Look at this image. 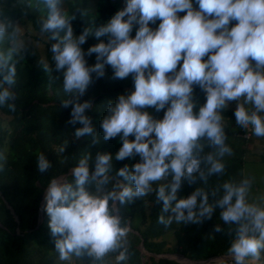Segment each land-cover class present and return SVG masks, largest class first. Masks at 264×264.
<instances>
[{
  "label": "clouds",
  "instance_id": "1",
  "mask_svg": "<svg viewBox=\"0 0 264 264\" xmlns=\"http://www.w3.org/2000/svg\"><path fill=\"white\" fill-rule=\"evenodd\" d=\"M24 3L41 13L39 34L52 42V63H40L49 78L62 79L68 98L60 107H71L68 124L82 125L75 138L89 136L98 145L102 135L103 141L119 137L122 143L115 155L97 153L94 167L92 154H81L71 179L52 178L44 189L41 210L49 218L59 260L105 264L110 255L125 260L130 228L119 205L150 194L165 228L200 225L219 210L221 223L214 231L231 237L227 251L232 264L264 256V200H250L252 181L207 187L209 178L223 176L224 158L233 154L223 116L232 102L236 124L264 138V0H124L106 23H93L79 36L73 21L77 12L87 16V10L69 13L64 0ZM93 34L107 42L85 51L82 46ZM25 46L20 27L0 11V107L12 112L17 110V65ZM93 54L96 63L89 65L86 57ZM108 66L114 80L131 76L135 90L108 104L97 135L86 114L93 101L81 102V97ZM196 87L206 96L203 104ZM152 110L164 111L163 118H155ZM136 157L140 162L113 174L115 161ZM52 167L38 153V172ZM201 184L178 198L184 185Z\"/></svg>",
  "mask_w": 264,
  "mask_h": 264
},
{
  "label": "trees",
  "instance_id": "2",
  "mask_svg": "<svg viewBox=\"0 0 264 264\" xmlns=\"http://www.w3.org/2000/svg\"><path fill=\"white\" fill-rule=\"evenodd\" d=\"M0 7V11L8 12L10 19L15 22H27L36 35L39 34L37 20L41 13L25 7L24 0ZM35 3V0H33ZM124 6V0H96L92 9L89 0H64V9L72 13L81 8L88 11L87 16L76 13L73 21L74 32L79 36L82 30L93 23L98 27L106 23L117 11ZM186 13H181L184 15ZM236 22H233L235 24ZM156 25H151L153 28ZM44 45L43 61L52 63L50 45L47 36L39 37ZM132 36H135V29ZM100 42H107L106 37L99 40L94 34L82 46L85 51ZM4 46H7L5 43ZM19 59V58H18ZM89 65L96 63V55L86 57ZM16 91L18 94L17 110L10 111L7 106L0 107V264H70L59 262L55 252L54 238L48 227L49 218L41 210V220L38 223L39 207L43 191L52 178L65 175L70 168L77 165L79 157L85 152L92 154L90 162L94 167L97 153H111L115 155L122 143L120 138L103 141L94 145L91 137L85 136L77 140L75 130L82 125L72 126L67 123L71 118V107L61 108L60 102L68 98L63 92L62 79H51L42 69L41 63H32V59H20ZM55 75V74H53ZM110 66L106 67L103 78L90 86L81 102L92 100L93 108L86 114L92 119L95 133L102 132L100 127L105 111L110 102H114L119 95L134 91V82L131 78L114 80ZM196 98L201 104L206 102L204 92L195 88ZM235 106H229L223 113L225 132L228 136L227 144L233 154L224 158L226 165L223 176L209 178V188L222 184L225 181L243 180V166L247 152V138L243 136V129L235 120ZM166 111V109L164 110ZM164 111L152 113L155 118L162 119ZM134 139V137H130ZM264 139V138H263ZM66 148L62 152V148ZM43 152L53 163L52 169L40 174L37 168V155ZM261 160L264 161V143ZM140 158L126 159L114 162V172L125 165H134ZM66 178L71 179L69 176ZM201 185H184L178 193V198L190 195L196 187ZM44 203V202H43ZM120 214L126 218L130 228L128 240V255L123 261L111 255L114 264H181L173 259L156 258L152 255L141 254L138 245L142 241L144 249L150 253H179L193 260H203L214 256L228 254L231 237L225 233H216L215 226L219 221V210L211 220L200 225H182L173 223L165 228L158 223L160 206L155 203V195L150 194L139 198L133 204L119 205ZM170 214V213H169ZM223 226V225H222ZM172 233L176 245L169 247L165 236ZM75 264L81 261L73 259ZM264 264V256L260 258ZM105 264H109L107 258Z\"/></svg>",
  "mask_w": 264,
  "mask_h": 264
},
{
  "label": "rangeland",
  "instance_id": "3",
  "mask_svg": "<svg viewBox=\"0 0 264 264\" xmlns=\"http://www.w3.org/2000/svg\"><path fill=\"white\" fill-rule=\"evenodd\" d=\"M9 3L15 2L11 0H0V7ZM95 3L96 0H89V4L92 9L94 8ZM13 23L20 27V38L24 43H26V46L21 53V56L25 57L26 59H32V63H40V61L44 58V45L39 39L36 38L38 35H36L35 32L32 31V27L27 22L19 23L18 21H15ZM38 37L40 38L41 36ZM40 39L42 40L43 38ZM235 105V102H232L230 104V106ZM247 139L248 150L245 154V162L243 166V179H250L252 181L250 200H264V161L261 160L264 139L256 137L253 134H251V136ZM165 238L169 247H173L176 245L172 233H167ZM108 258L109 264H114L116 262V259H114L111 255ZM60 261L61 260H59V262ZM64 262L75 264L73 260ZM248 264H261V261L260 259H249Z\"/></svg>",
  "mask_w": 264,
  "mask_h": 264
},
{
  "label": "water",
  "instance_id": "4",
  "mask_svg": "<svg viewBox=\"0 0 264 264\" xmlns=\"http://www.w3.org/2000/svg\"><path fill=\"white\" fill-rule=\"evenodd\" d=\"M71 169L72 168H70L65 175H60L57 178H59V177H66L70 173V170ZM43 202H44V199H43V196H42L41 203H40V207H39L38 223L41 220V208H42ZM138 248H139L141 254H145L147 256L152 255V256H154L156 258L164 257V258H168V259H173V260H175V261H177V262H179L181 264H203L205 262L209 263V262H211L213 260H217L218 261L220 259H225L226 257H228V255H219V256H214V257H211V258L203 259V260H193V259L187 258V257H185V256H183L182 254H179V253L154 254V253H150V252H148V251H146L144 249V246H143L142 241L138 245ZM180 259H185L186 261L185 262H182Z\"/></svg>",
  "mask_w": 264,
  "mask_h": 264
},
{
  "label": "built area",
  "instance_id": "5",
  "mask_svg": "<svg viewBox=\"0 0 264 264\" xmlns=\"http://www.w3.org/2000/svg\"><path fill=\"white\" fill-rule=\"evenodd\" d=\"M243 129V128H242ZM243 136L245 138H249L252 134L251 129L245 130L243 129ZM224 255H228V257H226L225 259H220V260H213L211 262H209L208 264H232V259L229 256V254H224Z\"/></svg>",
  "mask_w": 264,
  "mask_h": 264
},
{
  "label": "bare ground",
  "instance_id": "6",
  "mask_svg": "<svg viewBox=\"0 0 264 264\" xmlns=\"http://www.w3.org/2000/svg\"><path fill=\"white\" fill-rule=\"evenodd\" d=\"M182 262H185L186 260L185 259H180ZM207 262L203 263V264H206Z\"/></svg>",
  "mask_w": 264,
  "mask_h": 264
}]
</instances>
